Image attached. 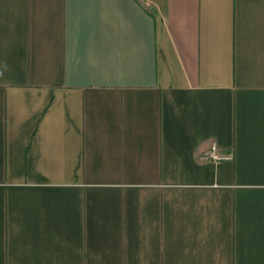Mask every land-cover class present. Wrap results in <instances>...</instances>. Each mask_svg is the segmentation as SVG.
Wrapping results in <instances>:
<instances>
[{
	"label": "crops",
	"instance_id": "0c3cea01",
	"mask_svg": "<svg viewBox=\"0 0 264 264\" xmlns=\"http://www.w3.org/2000/svg\"><path fill=\"white\" fill-rule=\"evenodd\" d=\"M0 264H264V0H0Z\"/></svg>",
	"mask_w": 264,
	"mask_h": 264
},
{
	"label": "built area",
	"instance_id": "2783aa9c",
	"mask_svg": "<svg viewBox=\"0 0 264 264\" xmlns=\"http://www.w3.org/2000/svg\"><path fill=\"white\" fill-rule=\"evenodd\" d=\"M233 158L234 157L232 154L222 153L216 144H212L203 156L204 161L213 162V163L232 161Z\"/></svg>",
	"mask_w": 264,
	"mask_h": 264
}]
</instances>
